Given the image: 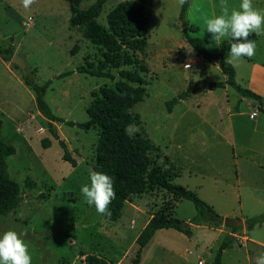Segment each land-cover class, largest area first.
Listing matches in <instances>:
<instances>
[{"label":"rangeland","instance_id":"374dc122","mask_svg":"<svg viewBox=\"0 0 264 264\" xmlns=\"http://www.w3.org/2000/svg\"><path fill=\"white\" fill-rule=\"evenodd\" d=\"M121 1L78 0L76 4L87 9L99 2L100 12L93 18L108 27V17ZM134 1L144 7L147 45L135 55V64L122 67L138 69L143 61L149 69L142 76L146 95L133 107L140 117L136 128L159 147L156 162L170 183L194 191L229 220H241L237 225H192L190 236L172 228L159 229L141 249L137 264H212L218 252L219 264H255L264 253V220L248 228L246 219L264 215V111L228 84L191 93L170 109L166 106L188 88L226 80L217 62L197 56L186 40L187 35L199 37L208 51L220 50L208 47L212 37L204 23L205 17L220 14V0H189L183 20L178 0ZM228 3L238 8L241 0ZM253 4L264 10V0ZM69 17L65 0H36L29 9L21 0H0V49L11 45L27 71H33L37 84L50 80L44 99L57 117L81 123L88 119L91 93L111 86L118 75L108 66L105 69L113 79L76 71L87 62L96 65L102 50L90 44ZM255 41V55L231 65L235 82L261 95L264 108V34L256 35ZM21 73L0 58V139L15 148L6 158V170L21 194L11 212L0 214V234L10 229L26 232L23 238L32 264H95L91 257L106 264H133L135 238L151 216L170 215L187 222L195 214L191 200L159 188L125 200L115 221L89 206L81 187L90 185L89 169L100 130L55 121L77 165L64 161ZM44 137L51 141L46 148L41 144Z\"/></svg>","mask_w":264,"mask_h":264},{"label":"trees","instance_id":"16d2710c","mask_svg":"<svg viewBox=\"0 0 264 264\" xmlns=\"http://www.w3.org/2000/svg\"><path fill=\"white\" fill-rule=\"evenodd\" d=\"M69 5V22L75 26L80 34L92 45L101 48V60L94 65L87 62L76 68L77 72L91 76L106 77L113 79V74L105 69H117L118 79L111 86H101L97 92H92V101L86 110L88 119L81 123L65 121L57 117L50 109L44 99L45 92L49 87L50 80L43 84H37L34 80L33 71L26 74L21 73V80L33 93L36 107L41 115L48 120V130L58 141L62 149L61 158L71 166L77 165L76 157L70 152L65 141L60 138L54 125L55 121L65 122L69 125L76 124L82 129L98 128L100 135L95 146V154L91 163L92 169L105 173L114 180L115 199L109 205L111 216L105 215L110 221H115L121 216L125 200L140 195L147 190L159 188L176 194L180 198L192 201L195 214L188 222L161 216H151L135 238L137 250L133 264H137L140 251L150 241L154 233L162 228L175 229L186 236L191 235L190 224L200 225L204 222L220 225L228 222L229 218L217 213L211 205L201 199L194 191L185 190L184 195L176 192L172 183L156 162L160 156V149L142 131H136L129 136L125 128L129 125L138 126L140 117L133 107L143 100L146 89L143 82V74L148 72V66L141 61L138 69L123 68L135 64V55L142 53L147 45L146 14L141 3L134 0H122L114 8L108 17V27L99 24L93 18L100 12L101 5L95 2L87 9L77 6L78 0H65ZM187 4L180 7L179 18L183 20L186 15ZM192 32L196 28H191ZM250 39L255 40L253 33ZM188 44L194 49L197 56H201L208 62H215L220 71L226 75L224 81H210L205 87L188 88L166 102L167 109L178 103L191 93L201 92L204 89L214 90L223 88L226 84L234 87L243 97L251 98L258 103L260 110L263 97L250 89L242 88L235 78V70L231 63H227L231 41L227 38L222 41L217 53L208 51L203 40L199 37L186 36ZM13 54L12 46L0 49V58L3 61H10ZM247 58V57H244ZM14 65V64H13ZM14 67L18 68L16 65ZM19 69V68H18ZM43 147H48L51 141L48 137L41 139ZM15 148L0 139V214L6 215L11 212L21 201L19 184L11 179L6 170V158L13 154ZM166 158V157H165ZM40 196H43L40 193ZM262 217L254 216L246 219L248 228L259 221ZM233 229L236 226L232 227ZM224 246H220L223 249ZM221 252L214 257L212 264H219ZM95 264H106V261L91 257ZM91 263V262H90Z\"/></svg>","mask_w":264,"mask_h":264},{"label":"clouds","instance_id":"9594fccd","mask_svg":"<svg viewBox=\"0 0 264 264\" xmlns=\"http://www.w3.org/2000/svg\"><path fill=\"white\" fill-rule=\"evenodd\" d=\"M36 0H21L25 9H29ZM189 0H178L182 7ZM206 31L211 34L212 41L208 45L219 47L220 42L228 38L230 43L227 63L239 60L242 57L251 58L256 52V41L250 36L264 34V10L254 6L253 0H241L238 8L230 7L228 0H220V14L212 18H204ZM191 52V50H190ZM186 69L190 68L185 64ZM135 125L129 124L125 133L129 136L138 131ZM90 185L81 187V193L89 206H95L101 215L111 216L109 205L116 197L114 180L111 176L89 169ZM26 232L7 230L0 234V264H32V256L29 253L24 236ZM255 264H264V253H260Z\"/></svg>","mask_w":264,"mask_h":264},{"label":"water","instance_id":"95a60500","mask_svg":"<svg viewBox=\"0 0 264 264\" xmlns=\"http://www.w3.org/2000/svg\"><path fill=\"white\" fill-rule=\"evenodd\" d=\"M10 62L12 64L16 65L21 70L22 74H26L28 72L24 59L21 56H19L18 54L13 53L11 58H10ZM215 62H217V59L215 60ZM175 190H176V192L180 193L181 195H184V193H185V189H183L181 187H176ZM240 222H241V220H239V219H231L228 221V223L230 225H237Z\"/></svg>","mask_w":264,"mask_h":264},{"label":"crops","instance_id":"0c3cea01","mask_svg":"<svg viewBox=\"0 0 264 264\" xmlns=\"http://www.w3.org/2000/svg\"><path fill=\"white\" fill-rule=\"evenodd\" d=\"M35 107H36V104H35ZM36 109H37V107H36ZM37 112H39L38 109H37ZM222 216H223V217H226L227 215H222ZM248 218H250V217H248ZM175 219H177V217H176ZM186 220H187V219H182L181 221L186 222ZM187 222H188V221H187ZM192 225H194V226H198V225H195V224H190V226H192ZM221 250H222V249H221ZM221 250H220V251H221Z\"/></svg>","mask_w":264,"mask_h":264},{"label":"built area","instance_id":"2783aa9c","mask_svg":"<svg viewBox=\"0 0 264 264\" xmlns=\"http://www.w3.org/2000/svg\"><path fill=\"white\" fill-rule=\"evenodd\" d=\"M198 264H202V262H201V261H199V262H198Z\"/></svg>","mask_w":264,"mask_h":264}]
</instances>
